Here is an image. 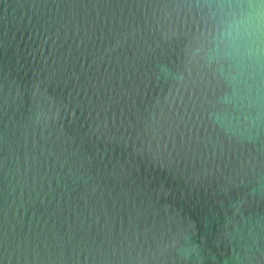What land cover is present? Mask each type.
<instances>
[{
  "label": "water",
  "instance_id": "1",
  "mask_svg": "<svg viewBox=\"0 0 264 264\" xmlns=\"http://www.w3.org/2000/svg\"><path fill=\"white\" fill-rule=\"evenodd\" d=\"M202 2L0 0V264H264Z\"/></svg>",
  "mask_w": 264,
  "mask_h": 264
},
{
  "label": "clouds",
  "instance_id": "2",
  "mask_svg": "<svg viewBox=\"0 0 264 264\" xmlns=\"http://www.w3.org/2000/svg\"><path fill=\"white\" fill-rule=\"evenodd\" d=\"M199 7L213 31L197 54L224 84L214 123L254 143L264 135V0H203Z\"/></svg>",
  "mask_w": 264,
  "mask_h": 264
}]
</instances>
